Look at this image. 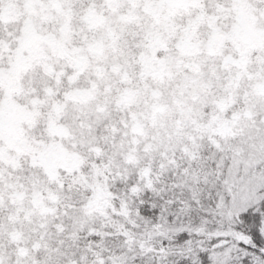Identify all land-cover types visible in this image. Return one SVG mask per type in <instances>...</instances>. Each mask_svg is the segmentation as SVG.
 <instances>
[{"label":"snow or ice","instance_id":"1","mask_svg":"<svg viewBox=\"0 0 264 264\" xmlns=\"http://www.w3.org/2000/svg\"><path fill=\"white\" fill-rule=\"evenodd\" d=\"M0 264H264V0H0Z\"/></svg>","mask_w":264,"mask_h":264}]
</instances>
